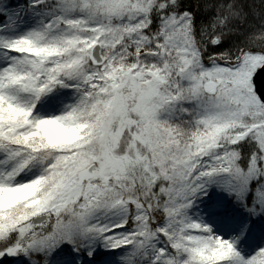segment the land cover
Wrapping results in <instances>:
<instances>
[{"label": "snow or ice", "instance_id": "snow-or-ice-1", "mask_svg": "<svg viewBox=\"0 0 264 264\" xmlns=\"http://www.w3.org/2000/svg\"><path fill=\"white\" fill-rule=\"evenodd\" d=\"M0 264H264V0H0Z\"/></svg>", "mask_w": 264, "mask_h": 264}]
</instances>
